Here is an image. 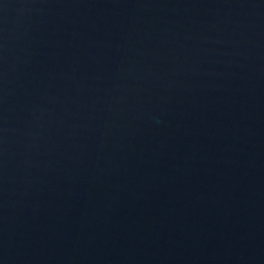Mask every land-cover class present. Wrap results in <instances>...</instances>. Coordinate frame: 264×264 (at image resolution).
Returning <instances> with one entry per match:
<instances>
[{"label":"water","instance_id":"95a60500","mask_svg":"<svg viewBox=\"0 0 264 264\" xmlns=\"http://www.w3.org/2000/svg\"><path fill=\"white\" fill-rule=\"evenodd\" d=\"M0 264H264V0H0Z\"/></svg>","mask_w":264,"mask_h":264}]
</instances>
